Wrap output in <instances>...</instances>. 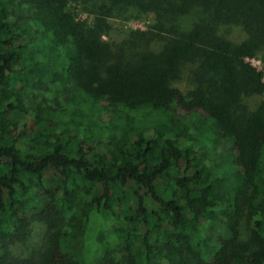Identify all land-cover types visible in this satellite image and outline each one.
<instances>
[{"label": "trees", "instance_id": "1", "mask_svg": "<svg viewBox=\"0 0 264 264\" xmlns=\"http://www.w3.org/2000/svg\"><path fill=\"white\" fill-rule=\"evenodd\" d=\"M257 55L264 0H0V264H264Z\"/></svg>", "mask_w": 264, "mask_h": 264}, {"label": "rangeland", "instance_id": "2", "mask_svg": "<svg viewBox=\"0 0 264 264\" xmlns=\"http://www.w3.org/2000/svg\"><path fill=\"white\" fill-rule=\"evenodd\" d=\"M71 9L74 11L78 19L81 21L92 23L95 19V16L93 14L85 10V7L83 4L72 1ZM108 20L111 23L113 29L108 35H106L105 39L109 41L120 42L123 40L126 34H129L130 31L148 29L149 26L154 22V14H150L146 17H141V18L134 17V18H129V19L113 17V18H108ZM223 32L229 38L235 41L242 40L245 37V33L243 32L242 28H240L239 26H228L226 29L223 30ZM250 61L264 72V57H262V55H257L256 57L250 59ZM179 86L183 89L185 93L190 88L186 82L180 83ZM259 98L254 97L253 100H251L250 104L252 106L255 105L260 100ZM41 236H42V230H41L40 225H38L36 226V229L32 237L33 243L34 244L39 243ZM20 248H16V251ZM24 253H26V251H24Z\"/></svg>", "mask_w": 264, "mask_h": 264}]
</instances>
